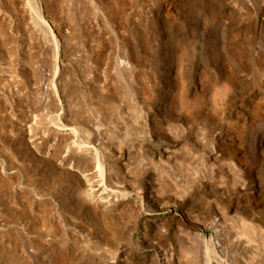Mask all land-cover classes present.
<instances>
[{
  "label": "rangeland",
  "instance_id": "374dc122",
  "mask_svg": "<svg viewBox=\"0 0 264 264\" xmlns=\"http://www.w3.org/2000/svg\"><path fill=\"white\" fill-rule=\"evenodd\" d=\"M15 1L0 0V264H264V0H109L112 18Z\"/></svg>",
  "mask_w": 264,
  "mask_h": 264
},
{
  "label": "bare ground",
  "instance_id": "6f19581e",
  "mask_svg": "<svg viewBox=\"0 0 264 264\" xmlns=\"http://www.w3.org/2000/svg\"><path fill=\"white\" fill-rule=\"evenodd\" d=\"M38 1V0H37ZM99 6H101L103 9H104V13L107 15V16H109V17H114V12L115 11H117L116 10V8L113 6V8H114V10H112V8H111V6H112V2L111 1H109V0H94ZM39 2V1H38ZM19 4L20 3V1H18L17 0V2L15 1L14 2V4ZM113 3H115V2H113ZM120 3V2H119ZM121 5V4H120ZM33 6V5H32ZM36 7H37V4H36ZM34 8V7H33ZM36 12H37V15H38V17L37 18H39L41 21H42V23L43 24H45L46 25V27L49 29V30H52V27H53V25H52V22H50V20H46L45 18H44V16L42 15L43 13H45V14H47V16H49L48 15V13L50 14V10L46 7V6H44V4H41V5H38V7H37V9H36ZM3 14V13H2ZM44 14V15H45ZM120 15V14H119ZM0 16H1V14H0ZM4 16V15H3ZM5 17V16H4ZM3 19V18H2ZM49 19V18H48ZM52 19V18H51ZM44 26V25H43ZM56 28V27H55ZM56 30H57V33H59V35H61L62 33H61V28L60 27H57L56 28ZM50 32V31H49ZM63 35V34H62ZM63 37V36H62ZM56 44V43H55ZM56 47V46H55ZM57 48H58V46H57ZM57 48H56V50H57ZM130 48V47H129ZM58 51V50H57ZM130 52V51H129ZM59 58V53L58 52H56V59H58ZM190 98V97H189ZM27 118V117H26ZM31 119H33V118H28V120H26V122H24L25 124H24V126H21L20 127V129H21V133H22V136H23V138H25L29 143H33V140L34 139H32L31 138V135H29V133H28V131H27V128H30V126L31 125H28V122H30V120ZM26 123H27V126H26ZM27 142V143H28ZM34 142H35V140H34ZM23 143V142H22ZM71 160V159H70ZM69 160V158L68 157H61V160H60V165H61V168H63L64 170H66V172L65 173H67V174H70V173H72L71 172V168L69 167L70 166V161ZM59 162V161H58ZM98 164H97V171H98V173L100 174V175H105L106 174V171H105V168H104V166H103V164L102 163H100L99 161L97 162ZM76 172L78 173L79 171H78V168H77V170H76ZM80 174L78 175V174H74V176H76V177H79V182L80 183H82V185H83V188H84V191H81V192H83V194L82 195H84L83 197H86L89 201H92V202H95V203H97V204H100V206H101V208L102 207H104L105 208V210H107V208L109 209L110 208V206H111V204H110V202L111 201H109V200H107V199H105L104 200V198L101 196V194H99L97 191H98V189H96V188H94L93 187V184H92V182L90 181V176L87 174V173H85L84 171H80L79 172ZM73 174V173H72ZM72 176V175H71ZM75 177V178H76ZM90 177V178H89ZM92 179V178H91ZM113 202V201H112ZM111 202V203H112ZM94 205V204H93ZM115 208H116V206H115ZM104 212V211H103ZM203 242V241H202ZM204 247H205V249H204V251H206L207 252V248H206V246L204 245ZM209 252V251H208ZM210 253V252H209ZM211 254V253H210ZM210 254H208V255H210ZM205 255H206V253H205ZM207 255V256H208ZM211 257V256H210ZM209 257V258H210ZM205 258V257H204ZM208 258V257H207ZM206 262V261H205ZM208 263V262H207ZM206 263V264H207Z\"/></svg>",
  "mask_w": 264,
  "mask_h": 264
},
{
  "label": "built area",
  "instance_id": "2783aa9c",
  "mask_svg": "<svg viewBox=\"0 0 264 264\" xmlns=\"http://www.w3.org/2000/svg\"><path fill=\"white\" fill-rule=\"evenodd\" d=\"M218 219V218H217ZM217 219H215L213 222H216L217 221Z\"/></svg>",
  "mask_w": 264,
  "mask_h": 264
}]
</instances>
